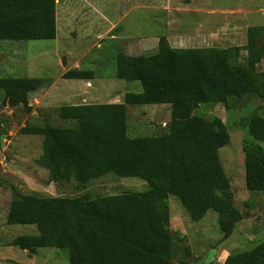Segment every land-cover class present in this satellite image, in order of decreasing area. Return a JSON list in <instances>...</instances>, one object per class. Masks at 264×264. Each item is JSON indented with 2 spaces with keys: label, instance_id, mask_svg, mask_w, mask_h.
<instances>
[{
  "label": "trees",
  "instance_id": "1",
  "mask_svg": "<svg viewBox=\"0 0 264 264\" xmlns=\"http://www.w3.org/2000/svg\"><path fill=\"white\" fill-rule=\"evenodd\" d=\"M56 5V0H0V41L55 39ZM263 60L264 25L250 26L242 46L174 48L161 36L154 53H118L116 76L140 81L142 91L126 92L124 102L61 105L57 114L66 122L63 126L46 122L20 130L43 136L37 162L48 170L50 182L75 180L84 187L113 173L141 178L148 188L73 197L12 188L5 225H35L37 233L0 239V245L17 246L30 255L44 247L67 249L69 264H167L173 253L170 195L194 222L215 210L222 238H229L243 215L219 155L231 135L219 116L195 110L217 104L232 109L247 100H264V71L258 70ZM62 77L91 80L95 73L71 68ZM50 82L0 76L2 102L29 106L30 93ZM152 103L170 104L167 128L131 136L127 104ZM246 124L250 138L242 145L245 184L250 191H261L264 116L254 111ZM224 264H264V240L231 252Z\"/></svg>",
  "mask_w": 264,
  "mask_h": 264
},
{
  "label": "rangeland",
  "instance_id": "2",
  "mask_svg": "<svg viewBox=\"0 0 264 264\" xmlns=\"http://www.w3.org/2000/svg\"><path fill=\"white\" fill-rule=\"evenodd\" d=\"M55 39L0 41V76H29L51 81L29 95V106L2 102L0 92V239L37 233L35 225H5L11 189L52 196H91L145 191L148 183L137 177L107 173L84 187L75 180L50 182L48 170L37 159L43 136L24 134L25 125L63 126L61 105L124 102L126 92H140V81L116 76V57L154 53L161 36L174 48H225L247 42L250 26L264 25V0H56ZM191 6L192 10L188 9ZM169 25V28H168ZM202 30L192 34L190 26ZM157 36V40L153 36ZM160 36V37H159ZM243 57L246 52L242 51ZM71 68L90 69L93 79L63 78ZM264 71V60L258 65ZM237 107V108H236ZM226 109L223 104L196 109L217 115L231 139L219 149L231 180L235 205L242 212L234 233L223 239L218 213L210 209L198 222L190 219L180 200L169 196L173 253L167 264H224L233 251L246 250L264 240V190L250 191L245 184L243 141L250 138L246 118L254 111L264 116V100ZM129 134L147 135L166 129L170 104H127ZM204 115V114H203ZM0 264H69L68 250L38 248L34 255L17 246L0 245Z\"/></svg>",
  "mask_w": 264,
  "mask_h": 264
},
{
  "label": "crops",
  "instance_id": "3",
  "mask_svg": "<svg viewBox=\"0 0 264 264\" xmlns=\"http://www.w3.org/2000/svg\"><path fill=\"white\" fill-rule=\"evenodd\" d=\"M188 9H189V10H192V9H191V6H188ZM168 28H169V25H168ZM199 29L202 30L201 27H200V25H199V26H194V27L190 26L189 29L186 31V34H188L189 32H191L192 34H194V31H195V32H200ZM153 37H154V39L157 40V36H156V35L153 36ZM159 37H160V36H159ZM9 199H10V198H9ZM9 203H10V202H9ZM8 206H9V204H8V205L6 206V208H5L6 211H7ZM5 216H6V215H5Z\"/></svg>",
  "mask_w": 264,
  "mask_h": 264
}]
</instances>
